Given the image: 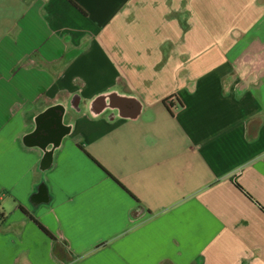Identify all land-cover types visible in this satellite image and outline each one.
Here are the masks:
<instances>
[{"label":"crops","instance_id":"crops-1","mask_svg":"<svg viewBox=\"0 0 264 264\" xmlns=\"http://www.w3.org/2000/svg\"><path fill=\"white\" fill-rule=\"evenodd\" d=\"M72 1L0 0V264H264V0Z\"/></svg>","mask_w":264,"mask_h":264},{"label":"trees","instance_id":"trees-1","mask_svg":"<svg viewBox=\"0 0 264 264\" xmlns=\"http://www.w3.org/2000/svg\"><path fill=\"white\" fill-rule=\"evenodd\" d=\"M73 4H75L72 0H70ZM76 5V4H75ZM77 6V5H76ZM78 7V6H77ZM236 185L241 189V186L236 182ZM262 208V207H261ZM264 210V208H262ZM4 215L3 213L0 211V221L3 219ZM39 226L44 229L40 224Z\"/></svg>","mask_w":264,"mask_h":264}]
</instances>
